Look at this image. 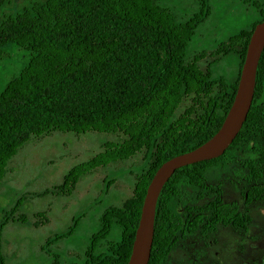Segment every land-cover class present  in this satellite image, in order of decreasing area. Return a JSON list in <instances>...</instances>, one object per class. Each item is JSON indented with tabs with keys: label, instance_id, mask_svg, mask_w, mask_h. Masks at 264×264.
I'll return each instance as SVG.
<instances>
[{
	"label": "trees",
	"instance_id": "trees-1",
	"mask_svg": "<svg viewBox=\"0 0 264 264\" xmlns=\"http://www.w3.org/2000/svg\"><path fill=\"white\" fill-rule=\"evenodd\" d=\"M255 7L260 14L248 29L215 51L194 55L189 46L212 15L209 0L200 1L199 12L186 21L158 0H37L6 19L0 24V59L13 46L25 52L28 63L0 93V190L11 162L32 138L55 133L107 136L103 151L71 169L53 194L70 197L95 171L135 162L131 195L121 206L103 212L85 259V264H128L146 193L158 169L199 148L222 127L237 93L250 38L264 21V8ZM230 55L239 60L237 75H218L216 66ZM258 135L262 145L254 150L250 143ZM244 143L258 155L245 163L248 177L263 180L264 52L253 105L234 143L218 159L179 169L164 187L149 264L158 247L165 250L170 245L185 225L183 219L195 218L198 224L210 219L208 229L235 219L237 206L226 205L219 196L206 203L207 214L202 216H193L201 206L181 215L170 205L175 198L181 200L180 188L185 186L214 189L207 171L235 155ZM263 195L264 185L244 193L248 202ZM24 201L25 197L19 199L0 222V264H6L4 227L28 220L19 213ZM35 217L36 225L43 226L45 215ZM115 228L120 229L119 239L110 240Z\"/></svg>",
	"mask_w": 264,
	"mask_h": 264
},
{
	"label": "rangeland",
	"instance_id": "rangeland-1",
	"mask_svg": "<svg viewBox=\"0 0 264 264\" xmlns=\"http://www.w3.org/2000/svg\"><path fill=\"white\" fill-rule=\"evenodd\" d=\"M37 0H0V24L11 16L25 11ZM159 4L188 20L199 12L202 0H158ZM264 8V0H209L212 15L199 27L189 46V54L212 52L223 42L248 29ZM28 63V57L19 47L8 49L0 59V93L17 77ZM239 69L236 55H230L216 66L218 75L235 77ZM109 138L88 133L60 134L32 138L11 162L0 190V222L19 199L25 197L19 213L28 218L25 224L9 223L3 229V255L6 264H85L86 252L92 236L100 228V218L109 207H119L133 189L135 162L117 164L99 169L83 179L70 197L54 195L65 175L79 164L90 161L103 151ZM262 145L257 136L250 143L254 150ZM248 144L237 148L236 154L224 158L207 173V181L220 188L227 198L245 193L254 186L264 185V179L254 181L245 163L256 160ZM181 200H172L174 213L187 214V208L206 204L215 193L198 188L183 187ZM43 194V197L40 195ZM202 195V197H200ZM250 212L256 218V264H264V195L253 202ZM45 215L43 226H37L36 215ZM115 228L110 240L119 239ZM225 236V235H224ZM229 236V233H228ZM57 240V241H56Z\"/></svg>",
	"mask_w": 264,
	"mask_h": 264
},
{
	"label": "water",
	"instance_id": "water-1",
	"mask_svg": "<svg viewBox=\"0 0 264 264\" xmlns=\"http://www.w3.org/2000/svg\"><path fill=\"white\" fill-rule=\"evenodd\" d=\"M263 52L264 21L256 25L252 33L237 93L220 130L199 148L176 156L164 163L152 179L142 207L141 219L128 264L150 263L158 201L172 176L181 168L220 158L242 131L253 105L258 67Z\"/></svg>",
	"mask_w": 264,
	"mask_h": 264
},
{
	"label": "flooded vegetation",
	"instance_id": "flooded-vegetation-1",
	"mask_svg": "<svg viewBox=\"0 0 264 264\" xmlns=\"http://www.w3.org/2000/svg\"><path fill=\"white\" fill-rule=\"evenodd\" d=\"M204 190L216 192L214 196L221 197L226 205H236L235 219L229 224L215 223L209 229L207 224L210 219H203L199 224L195 223V218L183 219L185 225L173 236L165 250L157 248L151 264H256V218L250 207L258 200L248 202L244 193H236L234 199H230L217 187ZM200 206V212L193 216L207 214L204 211L207 204ZM238 215L242 216L241 222Z\"/></svg>",
	"mask_w": 264,
	"mask_h": 264
}]
</instances>
